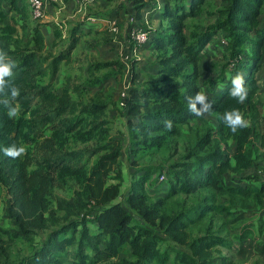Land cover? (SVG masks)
I'll return each mask as SVG.
<instances>
[{
    "label": "trees",
    "instance_id": "1",
    "mask_svg": "<svg viewBox=\"0 0 264 264\" xmlns=\"http://www.w3.org/2000/svg\"><path fill=\"white\" fill-rule=\"evenodd\" d=\"M211 6L210 0H124L118 5L115 14L128 10L139 20L145 10L156 9L159 21L143 46L147 62L140 69V62L131 60L134 83L128 105L121 107L120 99L114 104L106 97L84 101L78 95L117 77L130 63L97 62L95 70L110 68L104 77L77 84L63 79L61 89L53 81L82 43H110L107 32L77 23L67 48L47 54L45 28L52 26L62 39L59 26L35 21L26 0H0V47L17 65L10 80L20 89L15 104L32 112L28 120L17 121L18 115L9 118L0 105V183L11 197L5 215L15 225L17 241L35 229L54 227L20 264H243L232 251L250 247L248 241L264 250V172L257 169L264 160L257 101L264 0H219L214 11ZM205 11L214 17L212 24L189 26L188 19ZM12 13L15 23L6 24ZM92 35L101 40L84 38ZM212 49L228 51L230 61L212 83L203 82L208 75L203 60ZM231 60L235 64L229 67ZM238 72L249 89L243 104L229 95L230 78ZM198 91L213 102L209 114L215 120L189 112L186 98ZM111 107L125 127L116 135ZM232 109L250 122L236 133L223 120ZM165 121L172 122L171 128ZM78 128L90 145L68 149L64 139L58 144L64 130ZM47 129L53 137L45 136ZM13 143L33 145L12 159L3 149ZM125 156L134 171L121 200ZM57 189L74 194L66 198ZM12 252L0 237V264H16Z\"/></svg>",
    "mask_w": 264,
    "mask_h": 264
},
{
    "label": "rangeland",
    "instance_id": "2",
    "mask_svg": "<svg viewBox=\"0 0 264 264\" xmlns=\"http://www.w3.org/2000/svg\"><path fill=\"white\" fill-rule=\"evenodd\" d=\"M27 1V0H26ZM45 1V0H44ZM72 1L75 2L77 6H75V9H71L68 7V2ZM96 1L93 4H81L78 2V0H47L45 2L46 9L44 16L39 19H35L33 16L32 18L35 19V21H41V22H54L56 23L60 30L63 31L62 39H59V37L55 36L53 30L52 34L47 33V38L50 40L48 42L47 54L57 55L60 50L67 48L68 44V38L70 36L71 28L74 25H77V23L81 22H88L93 23L99 27L100 30L107 32V35L110 36V43H104L103 45H100L99 47H93L90 46L88 42L82 43L74 52L72 55V59L68 64H64L62 66L61 71L55 76L53 81L56 84L57 88L61 89V85H63L64 81L71 80L72 84L77 83H83L86 82L94 77L102 78L104 75L109 72L110 68L103 67L99 70H95V68H92V65L96 64L97 62H108V61H115V60H121L125 66L127 63L124 62L122 58L125 51L132 52V45L129 42H127V38L125 36V33H128L127 30V19L129 17L128 14H124L122 17H120V14H115V11L119 10L118 5L124 0H94ZM93 1V2H94ZM212 6L210 7L211 11H214L219 6V0H210ZM29 0L27 1L28 4ZM92 3V2H91ZM30 5V4H29ZM28 5V6H29ZM8 8V6H7ZM30 8V7H29ZM31 11V8H30ZM147 12V10L145 11ZM152 12V11H151ZM156 13V11H155ZM86 14V16H85ZM15 16L13 13L12 16L8 17L5 21L6 24H14L15 22L12 21V17ZM95 17L96 21L88 20L89 17ZM134 16V14H133ZM117 19V25L119 27V34H110L111 29L106 26L107 19ZM136 21L134 22V26H140L145 29H148L151 31L153 28L158 27V19L156 17V14L148 13L146 15V21L139 20L137 17H135ZM263 23H264V15L262 16ZM189 26L191 24H194L193 22H200L204 25H210L214 22V17L209 14L208 11H205L203 15L197 19H188ZM52 29V28H51ZM96 30V29H95ZM109 30V31H108ZM55 38L56 45H52V39ZM85 39L89 40L90 42H97L101 40L98 35H92V36H85ZM127 44H130L131 46H127ZM212 43L211 45H213ZM211 49V47H210ZM223 51V49H222ZM229 52L225 51V53L221 52L220 50L212 49L209 51L205 58H204V68L206 70L207 77H204L203 82H213V80L218 76L219 72L223 69V65L226 64L228 61H230V58L228 57ZM132 57L133 60H137V66L140 68L142 66L143 62H147L149 52L145 50L144 47H141L137 53H135ZM235 64L234 60H231L230 66ZM129 68L123 69L120 72H118L117 77L108 79L106 82L98 84L96 86L90 87L87 90L83 91L81 94L78 95L79 98H82L85 100H92L95 98H103L106 97L108 100H110L112 103H116L119 99L120 90L126 80L131 82V84L134 83L133 81V61L130 62L128 65ZM91 67V68H90ZM115 67V65H114ZM90 68V69H89ZM141 69V68H140ZM228 70V69H227ZM146 76L145 74H143ZM206 78H209V81H205ZM49 80V77H46V81ZM45 81V80H44ZM43 83V82H42ZM71 84V85H72ZM19 106V114L18 118L23 117L25 120H28L31 118L32 112H25V109L22 105L17 104ZM112 107L109 109V111H112ZM34 110V108H33ZM114 110V109H113ZM115 115L111 117L112 121V130L113 134L118 132L120 128L121 130H125L123 121L121 119H117L118 116V110H114ZM55 116V115H53ZM115 117V118H113ZM207 117L209 120H215L214 116H211L210 114H207ZM122 123V124H121ZM27 126L24 128L26 135H29V131L27 130ZM53 132L50 130L45 131L46 137H53ZM79 135V139H78ZM116 135V134H115ZM64 139V148L70 149V147H76V148H83L91 143L85 142L82 137L79 134V128L74 130V133H68L66 130H64L61 133V138L56 139L60 145V143ZM41 140V139H40ZM40 140L38 142H40ZM31 145H24V148L26 149V152ZM178 157V156H176ZM260 159H257L259 161ZM260 165L257 168L258 172H264V165L262 164V160L259 161ZM123 163V169L125 172L124 180V191L122 194V199L127 194V188L130 184L131 175L134 171V168L132 169V165L128 159V157H123L122 159ZM35 168V165L30 164L28 166L29 170H33ZM132 169V170H131ZM252 172V171H251ZM250 173V172H248ZM228 180L232 181V177L229 176ZM57 193L60 196H64L66 198H71L74 194L72 190H59L57 189ZM10 195L8 193V189L5 187V185L0 183V237L3 238L5 241L7 240L11 248H13L12 255L16 262V264H20L21 261H24L28 254L32 252L33 249H35L38 246V242L41 239L45 238L47 234L54 228L50 227L49 229H35L34 233L31 234L29 237L25 238V240H15L16 238L12 236V230L15 228V225L12 223V221L6 217L5 215V206L7 205V200L10 199ZM10 230L9 233H6V231ZM250 247H243L242 249H235L234 252L232 251V254L236 257L237 260L240 262H254V261H260L264 260V253L261 245L256 246L254 243H250ZM33 253V252H32Z\"/></svg>",
    "mask_w": 264,
    "mask_h": 264
},
{
    "label": "clouds",
    "instance_id": "3",
    "mask_svg": "<svg viewBox=\"0 0 264 264\" xmlns=\"http://www.w3.org/2000/svg\"><path fill=\"white\" fill-rule=\"evenodd\" d=\"M16 66L15 60L9 56L8 51L0 47V105H3L7 109L9 118H15L20 111L19 106L15 104L16 99L20 95V89L10 82L13 76V69ZM230 79L231 87L229 95L237 103H245L249 95V89L244 73L238 72ZM186 99L189 112L195 116H205L213 110V102L202 91H198L195 96H189ZM223 120L225 126L231 129L233 133H236L239 129L248 127L250 123L239 109L225 112ZM165 126L171 128L172 122L165 121ZM25 151L26 149L22 145L17 146L15 143L3 149L4 155L12 159L21 157L25 154Z\"/></svg>",
    "mask_w": 264,
    "mask_h": 264
},
{
    "label": "built area",
    "instance_id": "4",
    "mask_svg": "<svg viewBox=\"0 0 264 264\" xmlns=\"http://www.w3.org/2000/svg\"><path fill=\"white\" fill-rule=\"evenodd\" d=\"M79 3L81 4H88L93 2L94 0H78ZM29 4H30V8H31V14L35 19H39L42 18L44 16V2L43 0H29ZM88 20L91 21H96V18L93 17H89ZM108 23H110V26L113 29L117 28V19L113 18L107 21ZM129 22L133 23L135 22V18L134 16H131L129 18ZM150 31L148 29H145L143 27L140 26H132L130 28V30L128 31L127 34V42H129L132 45V52H128L125 51L122 58L124 60L125 63H130V61L132 60V57H134L133 55L135 53L138 52V50L143 47L149 40L150 38ZM223 42H225V40H223ZM130 82L128 80H126L120 90V95H119V99H120V106L121 107H126L128 105V97H129V89H130ZM264 176V173H263ZM161 180H164L165 177L164 175H162L160 177Z\"/></svg>",
    "mask_w": 264,
    "mask_h": 264
},
{
    "label": "crops",
    "instance_id": "5",
    "mask_svg": "<svg viewBox=\"0 0 264 264\" xmlns=\"http://www.w3.org/2000/svg\"><path fill=\"white\" fill-rule=\"evenodd\" d=\"M28 1V0H27ZM27 1H26V3H27ZM47 0H43V2H44V13H45V9H46V4H45V2H46ZM79 2V1H78ZM96 1H94V2H92V3H90V4H93V3H95ZM28 5H29V2H28ZM75 6H77L76 5V3L75 2H72V1H69L68 2V7L70 8V10L71 9H75ZM28 7H30V5L28 6ZM6 8H7V6H6ZM8 9V8H7ZM146 11V10H145ZM143 12V17H142V19L141 20H143V21H146V15L148 14V13H151V14H154L155 15V11H156V9H147V12ZM152 11V12H151ZM129 13V17H128V19H127V23H126V26H127V28H128V30H127V32L130 30V28L132 27V26H134V25H132V23H130L129 22V18L131 17V16H133V14L132 13H130V12H128V10H124V11H121V15H119L120 17H122L124 14H128ZM13 15V13L12 14H10V16H12ZM9 16V17H10ZM85 16H86V14H85ZM134 18H135V16H134ZM108 20H110V19H107L106 20V22L108 21ZM135 21H136V19H135ZM44 23H46V24H52V22H44ZM134 24V23H133ZM87 26L89 27V26H91V24H87ZM106 26H108L110 29H111V31H110V34H119V27L117 26V28L116 29H113L111 26H110V23H108L107 22V24H106ZM52 28V26H50V25H48L46 28H45V34H46V39H47V42H46V47H45V50H44V52L45 53H48V52H46V48H47V46H49L48 45V42L50 41V40H48V38H47V33H51L52 34V30H53V28ZM94 29H98V30H100L99 29V27H97V25H94ZM109 31V30H108ZM127 34L128 33H125V36H126V38H127ZM52 39V42H53V38H51ZM127 46H131L130 44H127ZM210 47H213V45H210L209 46V48ZM147 51V50H146ZM148 52V51H147ZM121 59H123V58H121ZM203 69H205L204 68V60H203V64H202V70ZM257 80H258V82H259V84L261 85V87H262V89H261V91L259 92V94L257 95V101L259 102V106H260V111H261V117H260V120H259V123H258V130H259V132L260 133H262V132H264V66L261 68V70L257 73ZM109 114L110 115H112V116H114L115 115V113L113 112V111H109ZM120 116V115H119ZM122 124V123H121ZM261 165H264V160H262V164ZM249 171H252V170H249ZM249 243H254L256 246H258L257 245V243L256 242H252V241H248ZM263 253H264V250H263ZM243 264H250V263H248V262H242ZM252 263V262H251ZM261 264H264V260H261V262H260Z\"/></svg>",
    "mask_w": 264,
    "mask_h": 264
}]
</instances>
